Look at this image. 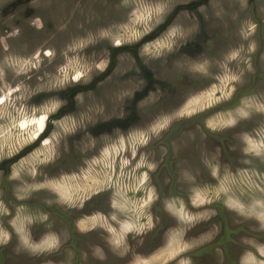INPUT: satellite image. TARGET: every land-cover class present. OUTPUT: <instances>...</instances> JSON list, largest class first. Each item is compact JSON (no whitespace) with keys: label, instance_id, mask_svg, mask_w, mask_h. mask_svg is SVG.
<instances>
[{"label":"rangeland","instance_id":"374dc122","mask_svg":"<svg viewBox=\"0 0 264 264\" xmlns=\"http://www.w3.org/2000/svg\"><path fill=\"white\" fill-rule=\"evenodd\" d=\"M0 264H264V0H0Z\"/></svg>","mask_w":264,"mask_h":264},{"label":"flooded vegetation","instance_id":"af4514ba","mask_svg":"<svg viewBox=\"0 0 264 264\" xmlns=\"http://www.w3.org/2000/svg\"><path fill=\"white\" fill-rule=\"evenodd\" d=\"M74 214V213H73ZM107 215H109L107 213ZM160 226V225H159ZM158 229V226L157 227H154L152 230H150V232L147 234V237L145 238H142L143 241H146V239H148V237H150V235L154 234L155 233V230ZM171 230V227H170V224H166L164 226H162L161 230H159V234L157 235L158 237V243L162 246L163 242H164V236L166 235L167 232H169ZM77 230L74 229V233L72 236H69V240L68 241H72L73 239H75L76 241H79V239L75 238V235H78L77 234ZM81 242V241H80ZM93 243V242H92ZM92 243H88V248L86 250V255L87 254H91V251H93L96 247V244H93ZM77 244V243H76ZM92 245V246H91ZM77 247H78V250L79 248L81 247V245L77 244ZM158 248V247H156ZM109 251V249H107ZM81 253V256H82V251L80 252Z\"/></svg>","mask_w":264,"mask_h":264}]
</instances>
